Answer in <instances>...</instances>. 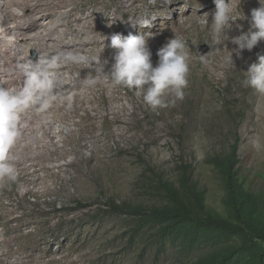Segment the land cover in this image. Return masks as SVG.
Listing matches in <instances>:
<instances>
[{"label":"rangeland","instance_id":"374dc122","mask_svg":"<svg viewBox=\"0 0 264 264\" xmlns=\"http://www.w3.org/2000/svg\"><path fill=\"white\" fill-rule=\"evenodd\" d=\"M6 2L16 5L9 8ZM59 2L64 4L61 9L56 7ZM87 2L96 10L86 21L93 34L71 39L94 49L89 45L94 30L120 33L116 25L125 18L114 8V0H0V6L11 28L35 25L42 34L61 25L66 16L73 21L83 16L80 10ZM127 3L136 17L130 15L123 22L125 36L144 31L154 35L148 41L153 66L158 59L156 51L174 33L185 42L189 74L183 98L169 95L165 107L151 110L142 96L112 86L103 71L95 78L90 62L100 63L97 53L78 55L88 61L79 65L90 70L58 72L60 79L66 77L73 86H68V94L77 92L76 97H70L68 111L54 109L43 114L60 116L55 122L42 115L32 117L31 110L23 116L20 132L24 135L11 153L17 179L0 182V264H185L175 253L157 259L153 247L146 245L148 235L143 232L138 237L135 232L138 218L131 211L160 205V182L175 180L179 167L186 164L192 167L194 181L208 191V204L222 210L223 184L212 158L227 150L236 135L240 137L241 179L249 190L264 196V95L243 84L244 71L257 54L264 55V41L250 52L244 50L240 57L233 53L234 64H230V51L236 45L224 43L226 38L214 42L202 23L204 14L215 10L214 0ZM232 5L249 17L251 10L259 7L258 0H232ZM28 6L38 8L32 11ZM153 16L156 20L151 27L132 25ZM235 24L242 25V30ZM235 24L227 33L230 37L248 30L247 20ZM65 29L59 28L53 38ZM34 44L24 41L20 47L8 49L0 43V59L7 61L19 52L18 60L34 62L43 57ZM88 77L104 82L107 89L101 91L95 84L89 87Z\"/></svg>","mask_w":264,"mask_h":264},{"label":"clouds","instance_id":"9594fccd","mask_svg":"<svg viewBox=\"0 0 264 264\" xmlns=\"http://www.w3.org/2000/svg\"><path fill=\"white\" fill-rule=\"evenodd\" d=\"M214 3L215 10L205 13L202 23L208 27L214 42L226 38L224 43L230 41L236 45L231 49L227 61L234 64L233 53L240 57L244 50L250 52L259 42L264 41V0H258L259 7L251 10L250 17L242 10L236 11L232 0L227 2L214 0ZM155 20L154 16L146 17L132 25L140 28L151 27ZM237 20H247L248 30L230 37L227 33ZM235 26L241 30L243 28L240 24ZM153 36L150 33L133 35L130 32L126 36L122 33H113L110 37H104V40L110 39V43L104 44V48L114 51L113 63L108 72L104 71L108 60H103L102 74L108 76L112 86H121L133 91L138 97L142 96L143 102L155 111L166 106L165 97L169 95H174L176 99L183 98V89L188 84L189 65L185 42L174 33L173 38H169L156 51L158 59L153 66V53L148 44ZM0 43L11 47L15 41L7 34L0 33ZM66 58L78 64L88 62L87 58L82 56ZM56 63V58H38L23 71L22 87L15 90L0 87V182H14L17 179V170L11 153L21 134L22 118L29 110H45L47 100L58 85ZM244 73V86L264 95V55L257 54L256 61L251 63ZM96 83V79L86 78L87 85ZM68 107H71L70 102ZM64 131L67 132L68 128L65 127Z\"/></svg>","mask_w":264,"mask_h":264},{"label":"trees","instance_id":"16d2710c","mask_svg":"<svg viewBox=\"0 0 264 264\" xmlns=\"http://www.w3.org/2000/svg\"><path fill=\"white\" fill-rule=\"evenodd\" d=\"M239 141L212 159L223 184L222 210L180 166L175 180L161 181V204L132 209L135 232L148 235L157 259L175 253L185 264H264V196L249 190L239 172Z\"/></svg>","mask_w":264,"mask_h":264},{"label":"bare ground","instance_id":"6f19581e","mask_svg":"<svg viewBox=\"0 0 264 264\" xmlns=\"http://www.w3.org/2000/svg\"><path fill=\"white\" fill-rule=\"evenodd\" d=\"M58 1H60V0H58ZM67 2H68V0H67ZM90 2H87L86 4L84 3L85 4L84 6L82 5L83 6V10H80V11L81 12L83 11V13H84L83 16H78L74 21L73 20H69V17L66 16L65 17L66 19H61L62 20L61 25H59L58 27H52V28L50 27V30L49 31H44L42 34H39L40 32L38 33L36 31V29H38V28L35 25H31V26L29 25L30 27H27L26 28V25L24 26V23H23V24L17 25L15 28H11L10 27L11 25L10 26L8 25V17H7V15H4L3 14V11H2L1 6H0V33L7 34L8 36H10V37H12L14 39L15 43L11 46L12 49H13V47L16 48V46H19L20 47V45H19L20 42L33 41L35 43L34 45L36 46V49L43 55L42 58H56V60H57V63H56V64H58V66L56 67V73H57V77H58V85H57V88L53 91L52 95L47 100L46 108H45L44 111H40L39 109H33V110H31L32 111V114H33L32 117H35L34 115H37V117H38V115H42L43 116V114H45V113L47 114L48 112L53 111L54 109H58V111H61V112L64 111V110L65 111H68L70 109L68 107V104L70 102L69 101L70 100V97L71 96L74 97L77 92L75 93V91L73 90L75 94H73V95L68 94V92H69L68 91V86H69V83L70 82L68 83V80L65 79L66 77L64 78V80L60 79V78H62L61 77L62 74L60 75L58 72H60V71H63V72L66 71L65 73L68 74V73H70V71L72 69H78L81 72H85L90 67L89 66H87V67L85 66L84 67L83 65L80 66L82 63L79 65L77 63L72 62L70 59H67L66 57L78 56L80 54H87V53H88V55L97 53L98 54V57L100 59L99 60L100 63L90 62V64L94 66L91 69V73L96 78L98 72L99 71H103V60H108V64H106L104 66V71H106V70L109 71L110 70V68H108L107 65H110V64L113 63V60H112V54L113 53L111 52V49L104 48V45H103V44L110 43V39L104 40V37H110L111 34H113V32L110 29L94 30V31H96L95 32V35L92 36L91 41H90V44L88 43L89 45H93L94 46V49H90V47L88 48L87 47L88 45L86 43L78 42L77 40L71 39V38H74V37H82V36H80L81 34L82 35H86V34H89V33L93 32L91 30L92 29L91 26L88 25V23L86 22L96 12V10L92 9V7H89L88 6V5H90L89 4ZM128 3H127V0H114V4H115L114 8H116L117 11L121 12L124 15V18L125 19L123 20V22L128 18V16H130V15L132 16L133 15L132 14L133 11H132V9H131V7H130V5ZM14 5H16L14 2L8 3V4L6 2V6H9V8H13ZM63 5H64L63 2L62 3L59 2L56 7L59 8V9H61V8H63ZM65 7H64V9H65ZM37 8H38V6H36V7L28 6L27 9L34 11ZM52 8H55V7H52ZM110 10L113 11L112 7H111ZM72 12L75 13L74 11H72ZM52 13H50L49 16H52L51 15ZM12 16H13V18H19V17H16L14 15H12ZM76 16H77V14H76ZM133 16L136 17V15H133ZM131 18L132 17H130V19ZM123 22H121V24L120 23L117 24L116 25V28L120 31V33H122L123 35H125L127 32L123 29ZM133 23H136V22L133 21ZM79 24H83L84 27H79L80 26ZM130 26H132V25L130 24ZM61 27H66L65 31L61 35H59L57 38H53V36H55L59 32L58 29L61 28ZM145 32L146 31H144V33ZM91 34H93V33H91ZM133 35H135V34H133ZM1 46L2 45H0V47ZM217 46H215V47H217ZM95 48H98V49L95 50ZM3 49H4V47H3ZM8 49H9V47H8ZM218 51H219V48H218ZM24 52H26V51L24 50ZM0 54H1V52H0ZM14 56L15 57H13V58L10 57V59H8V57L6 56L7 59H8L7 61H4V59H6L5 57H2L3 60L0 59V87H6V88L14 89V90L15 89H19L20 87H22V85H23V80H22L23 73H22V70H25L31 63H33V62H31V60L28 61L27 59L24 60L23 62L20 61V60H18V58H20V56H21V53H19V52L16 55H14ZM219 56H221V55H219ZM10 65H16V66H15V68H12L14 66L11 67ZM18 68L21 71H19ZM11 70H13V71L16 70L17 72L15 74H13V72L11 73ZM98 76H99V74H98ZM79 78H78V80H81ZM83 79H85V77ZM74 82H73V85H74ZM81 85H82V83H81ZM98 86L102 88L101 91L107 89V85H105V83L102 82V81H97V83L95 84V87H98ZM70 88H73V86L72 87L69 86V89ZM85 88H87V87H85ZM73 91H72V93H73ZM78 97H79V95H78ZM106 97H108V96H106ZM110 98L111 97H109L107 99H110ZM103 100H104V98H103ZM91 102H93V101H91ZM26 113H28V112H26ZM45 115L43 116V117H45V119H49L51 117L54 122L57 121V120H59L61 118L60 116H57L55 114H53V115L48 114L47 116H45ZM65 117H66V115H65ZM115 118L116 119H119V117L116 116V115H115ZM25 119H27V118H25ZM23 120L24 119L22 118V121ZM31 121H29V122H31ZM43 128L45 130V135L47 136L49 134L48 128L45 127V126ZM20 133H21L20 134V137H22L24 135V131H22Z\"/></svg>","mask_w":264,"mask_h":264}]
</instances>
